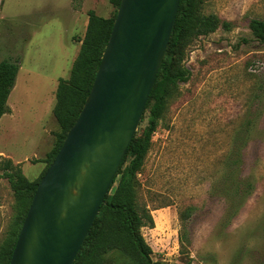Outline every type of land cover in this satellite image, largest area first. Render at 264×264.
Segmentation results:
<instances>
[{
  "label": "rangeland",
  "instance_id": "obj_1",
  "mask_svg": "<svg viewBox=\"0 0 264 264\" xmlns=\"http://www.w3.org/2000/svg\"><path fill=\"white\" fill-rule=\"evenodd\" d=\"M88 10L115 11L108 0L0 1V62L19 60L0 118V161L29 181L53 148L57 81L69 76ZM199 12L232 28L185 47L189 79L168 97L136 177V203L153 219L140 234L154 264H264V44L248 29L251 19L264 21V0H202ZM119 189L112 183L106 195ZM16 213L0 176V245ZM107 264L131 263L113 254Z\"/></svg>",
  "mask_w": 264,
  "mask_h": 264
},
{
  "label": "water",
  "instance_id": "obj_2",
  "mask_svg": "<svg viewBox=\"0 0 264 264\" xmlns=\"http://www.w3.org/2000/svg\"><path fill=\"white\" fill-rule=\"evenodd\" d=\"M179 0H120L74 124L36 185L9 264H72L162 64Z\"/></svg>",
  "mask_w": 264,
  "mask_h": 264
},
{
  "label": "trees",
  "instance_id": "obj_3",
  "mask_svg": "<svg viewBox=\"0 0 264 264\" xmlns=\"http://www.w3.org/2000/svg\"><path fill=\"white\" fill-rule=\"evenodd\" d=\"M2 1V0H0ZM115 11L112 17H101L87 11V24L78 53L67 79L57 81L52 109L59 130L55 142L46 155L49 166L69 128L76 121L93 83L102 52L108 41L120 0H108ZM202 0H179L174 25L162 64L157 72L140 123L146 119L143 132L131 140L113 183L119 184L116 198L106 195L94 222L80 246L72 264H107L113 254H119L131 264H154L151 248L140 234L143 227H153L150 213L136 203L135 186L150 147L151 136L166 108L168 97L178 83L189 79V71L180 65L185 47L191 39L206 36L217 29L229 31L232 23L217 15L199 12ZM248 29L253 38L264 44V21L251 19ZM19 69V60L0 62V118L7 113V100ZM138 135V136H137ZM37 181H29L18 165L9 159L0 161V176L5 178L13 193L16 216L7 238L0 245V264H9L20 227L29 208ZM249 184V182H245Z\"/></svg>",
  "mask_w": 264,
  "mask_h": 264
},
{
  "label": "crops",
  "instance_id": "obj_4",
  "mask_svg": "<svg viewBox=\"0 0 264 264\" xmlns=\"http://www.w3.org/2000/svg\"><path fill=\"white\" fill-rule=\"evenodd\" d=\"M14 86H15V84H14ZM14 88V87H13Z\"/></svg>",
  "mask_w": 264,
  "mask_h": 264
}]
</instances>
